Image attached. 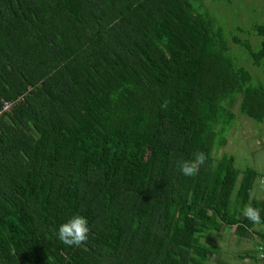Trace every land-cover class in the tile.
<instances>
[{
  "label": "trees",
  "instance_id": "1",
  "mask_svg": "<svg viewBox=\"0 0 264 264\" xmlns=\"http://www.w3.org/2000/svg\"><path fill=\"white\" fill-rule=\"evenodd\" d=\"M256 8L227 36L193 0H0V264H205L225 226L258 238L245 256L264 264V172L236 188L234 157L214 154L236 101L264 122V87L230 46L264 70ZM73 214L80 246L56 236Z\"/></svg>",
  "mask_w": 264,
  "mask_h": 264
},
{
  "label": "rangeland",
  "instance_id": "2",
  "mask_svg": "<svg viewBox=\"0 0 264 264\" xmlns=\"http://www.w3.org/2000/svg\"><path fill=\"white\" fill-rule=\"evenodd\" d=\"M257 2L258 0H234L231 3L226 0H193L194 5L200 7L202 12L206 13L218 26H221L227 36L230 32L240 29L244 32L241 35H244L252 22H255V19L257 21L258 15L262 16V8L260 10L256 8ZM255 39L256 42H259V38L255 37ZM230 46L233 47L232 51L237 56L239 63L252 74L253 82L264 87V70L253 67L249 61L243 60L241 53H238L240 51L235 46L231 44ZM238 104L239 101H236L232 107L236 113V119L227 133V144L217 152L214 151L217 157L223 153L234 157L237 172L236 188L245 167H253L259 174L264 172V122L258 123L241 115L238 112ZM234 190H236L235 187ZM234 192H231V195ZM251 196L264 197V176L256 178ZM202 242L219 251L218 254L212 255L205 264H222V262L254 264L250 258L245 256V253L252 254L259 240L256 237L252 239L240 237L234 233V227L225 226L221 233L209 232L208 240Z\"/></svg>",
  "mask_w": 264,
  "mask_h": 264
},
{
  "label": "clouds",
  "instance_id": "3",
  "mask_svg": "<svg viewBox=\"0 0 264 264\" xmlns=\"http://www.w3.org/2000/svg\"><path fill=\"white\" fill-rule=\"evenodd\" d=\"M206 155L203 152L195 155L194 161H183L179 165L180 172L184 176H192L196 171V165L204 164ZM243 216L254 222L261 221V209L251 204L243 209ZM89 226L85 216L73 214L67 220L60 223L56 229V236L60 242L67 246H80L88 240Z\"/></svg>",
  "mask_w": 264,
  "mask_h": 264
},
{
  "label": "built area",
  "instance_id": "4",
  "mask_svg": "<svg viewBox=\"0 0 264 264\" xmlns=\"http://www.w3.org/2000/svg\"><path fill=\"white\" fill-rule=\"evenodd\" d=\"M10 107L9 103L5 102L4 105H3V110H8ZM260 256H263V255H260Z\"/></svg>",
  "mask_w": 264,
  "mask_h": 264
}]
</instances>
